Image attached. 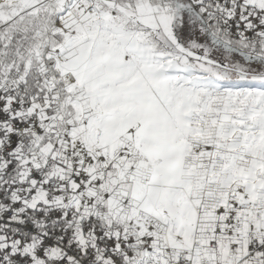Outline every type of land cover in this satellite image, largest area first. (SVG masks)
I'll use <instances>...</instances> for the list:
<instances>
[{
	"label": "snow or ice",
	"instance_id": "snow-or-ice-1",
	"mask_svg": "<svg viewBox=\"0 0 264 264\" xmlns=\"http://www.w3.org/2000/svg\"><path fill=\"white\" fill-rule=\"evenodd\" d=\"M0 264H264V0H0Z\"/></svg>",
	"mask_w": 264,
	"mask_h": 264
}]
</instances>
